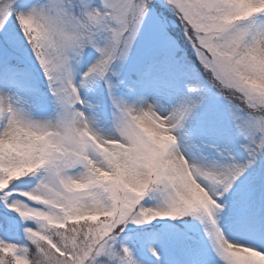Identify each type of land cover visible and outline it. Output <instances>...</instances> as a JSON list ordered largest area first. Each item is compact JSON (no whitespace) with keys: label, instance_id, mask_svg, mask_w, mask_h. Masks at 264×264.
<instances>
[{"label":"snow or ice","instance_id":"snow-or-ice-1","mask_svg":"<svg viewBox=\"0 0 264 264\" xmlns=\"http://www.w3.org/2000/svg\"><path fill=\"white\" fill-rule=\"evenodd\" d=\"M0 264H264V0H0Z\"/></svg>","mask_w":264,"mask_h":264}]
</instances>
